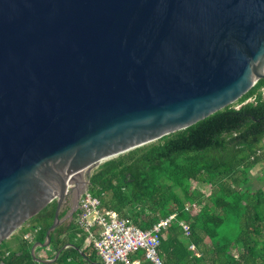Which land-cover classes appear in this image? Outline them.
<instances>
[{"label":"water","instance_id":"obj_1","mask_svg":"<svg viewBox=\"0 0 264 264\" xmlns=\"http://www.w3.org/2000/svg\"><path fill=\"white\" fill-rule=\"evenodd\" d=\"M262 78L264 0H0V245Z\"/></svg>","mask_w":264,"mask_h":264},{"label":"trees","instance_id":"obj_2","mask_svg":"<svg viewBox=\"0 0 264 264\" xmlns=\"http://www.w3.org/2000/svg\"><path fill=\"white\" fill-rule=\"evenodd\" d=\"M263 89L264 78L238 100L239 108L233 103L103 162L91 175L90 191L104 209L144 230L177 212L159 247L165 264H264V187H255L251 173L264 162ZM254 96V102H247ZM187 203H197L199 209L186 210ZM57 208L53 201L23 228L32 226L39 231L38 240L45 241ZM77 214L52 232L53 241L75 228ZM23 246L11 264L32 260V245L23 240ZM2 255L0 251V264ZM129 260L155 264L143 249L131 252Z\"/></svg>","mask_w":264,"mask_h":264},{"label":"built area","instance_id":"obj_3","mask_svg":"<svg viewBox=\"0 0 264 264\" xmlns=\"http://www.w3.org/2000/svg\"><path fill=\"white\" fill-rule=\"evenodd\" d=\"M255 100L256 96L249 98L247 102ZM71 189L72 185H69L68 191ZM192 208L199 209V205L186 204V210ZM78 211L76 221L83 229L90 231L94 226L100 227L99 235L94 237V246L100 253L101 264H130L129 255L137 249L145 250L146 257L155 264H165L159 254V247L164 230L177 219V212L161 219L151 229L144 230L122 218L116 211L104 209L101 199L93 195L90 189L83 193ZM92 213L96 214L94 221L89 220ZM184 230L187 236L191 235L188 223L184 224ZM191 248L195 249V245H191Z\"/></svg>","mask_w":264,"mask_h":264},{"label":"crops","instance_id":"obj_4","mask_svg":"<svg viewBox=\"0 0 264 264\" xmlns=\"http://www.w3.org/2000/svg\"><path fill=\"white\" fill-rule=\"evenodd\" d=\"M63 212H66L62 217L65 220L70 212L69 207L65 208L61 214ZM22 228L23 226L0 245V251L3 254V262L1 264H11L14 257L20 256L23 253V240H27L32 245V260L25 264H101L100 253L94 246V237L100 233V227L98 226H94L88 231L76 224L75 228L64 230L55 241L52 239L51 243L47 244V246L38 245L34 251V245L41 242L38 240L39 231L32 226ZM47 238L48 233L45 241L41 243L46 242ZM33 252L35 253V257L33 256Z\"/></svg>","mask_w":264,"mask_h":264},{"label":"rangeland","instance_id":"obj_5","mask_svg":"<svg viewBox=\"0 0 264 264\" xmlns=\"http://www.w3.org/2000/svg\"><path fill=\"white\" fill-rule=\"evenodd\" d=\"M238 105L237 107L239 108L242 104H239L238 101L236 102ZM252 177L254 180L255 187H264V162L256 166L252 170ZM208 189V188H207ZM206 189V190H207ZM75 192H73V196L75 197ZM96 219V214L92 213L90 214L89 220L94 221Z\"/></svg>","mask_w":264,"mask_h":264}]
</instances>
